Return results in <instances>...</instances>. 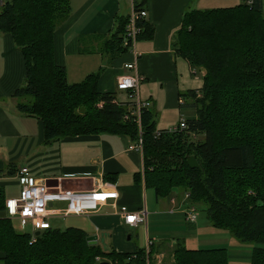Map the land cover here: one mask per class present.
<instances>
[{"label":"trees","instance_id":"obj_1","mask_svg":"<svg viewBox=\"0 0 264 264\" xmlns=\"http://www.w3.org/2000/svg\"><path fill=\"white\" fill-rule=\"evenodd\" d=\"M0 1V31L10 34L25 68L22 84L12 93L14 107L41 123L43 144L96 133L124 135L130 143L139 138L142 182L154 196L182 192L211 227L252 248L250 264H264L261 0L186 9L171 47L202 72L198 94H188L195 118L185 122L183 132L157 135L150 108L140 109L136 123L132 115L125 116L134 109L128 94L120 101L114 92L95 90L100 70L68 83L63 68L54 64L51 36L68 15V0ZM140 5L133 8L140 10ZM126 19L114 17L113 31L103 41L102 49L110 57L126 50L122 45ZM135 22L139 35L150 32L145 21ZM187 156L193 157L196 168L186 167ZM10 222L0 219V264H94L97 258L109 264H144L139 251L100 252L76 228L16 232ZM179 244L172 248L171 264H227L221 248L189 251Z\"/></svg>","mask_w":264,"mask_h":264},{"label":"crops","instance_id":"obj_2","mask_svg":"<svg viewBox=\"0 0 264 264\" xmlns=\"http://www.w3.org/2000/svg\"><path fill=\"white\" fill-rule=\"evenodd\" d=\"M240 1L68 0V15L51 36L54 64L63 68L64 79L68 83L79 82L84 76L100 70L95 90L100 93L114 92L116 99L121 101L125 100V94L113 87L120 75L131 73L123 67L124 63L134 62L139 76L138 98L148 102L147 108L154 116L153 128L165 131L175 126L180 118L185 121L195 118L188 94H198L202 85L201 70L192 69L171 47L173 33L180 28L184 12L186 9L230 7ZM137 3H141L138 8L144 10L142 20L147 28L150 27V32L136 37L133 44L136 55L126 49L110 57L102 47L103 41L113 31L114 17L127 18ZM23 64L22 55L10 34L0 31L1 202L19 195L15 174L24 168L30 178L44 180L53 190L115 192L117 199L114 203L108 200L88 214L58 216L66 207L65 202H61L63 206L56 207L54 204L59 202H51L46 208L52 212L46 221L48 228H57L50 226V222L76 218L78 222L73 227L84 232L85 237H92L100 252L133 254L139 251L144 253V264H171L175 244L180 243L189 251L216 248H209L208 245L198 248L195 241H190L188 237L179 239L178 235L169 231L177 228L179 221L189 230L194 228L195 219L193 222L183 220L182 206L188 203L186 195L176 191L169 192L167 197H155L153 189L142 182V157L139 152L130 149L134 143H130L126 136L96 133L43 144L41 123L21 114L14 107L12 93L23 82ZM195 69L197 75L193 72ZM146 189L151 190L150 198L145 196ZM119 206L130 213L144 210V223L124 225L117 212ZM2 210L0 208V219H8ZM199 213L204 215L201 211ZM158 227L168 230L166 236L169 234L172 237H161L156 232ZM210 228L213 231L207 232V236L224 237L230 250L245 253L227 256L226 251V259L249 261L251 247L238 244L223 230Z\"/></svg>","mask_w":264,"mask_h":264},{"label":"built area","instance_id":"obj_3","mask_svg":"<svg viewBox=\"0 0 264 264\" xmlns=\"http://www.w3.org/2000/svg\"><path fill=\"white\" fill-rule=\"evenodd\" d=\"M250 0L245 3L249 4ZM145 16L144 10H134L127 16L126 23L124 25V33L122 34V45L125 49L132 51L133 55H136L133 49V44L140 32V27L136 25L135 19H143ZM123 67L130 70L131 73L122 74L115 82L114 90L128 94L132 103L134 104L133 111L125 114V116H133L138 123V113L141 108L148 106V102L140 101L138 98V83L139 76L135 71L134 62H125ZM126 118V117H124ZM185 120L180 118L175 126L163 131L164 133H179L186 130ZM159 131L156 132V135ZM134 145L130 149L141 151V143L139 138L133 142ZM17 186H19V195L14 199L3 200V212L9 220L17 222L20 228L27 227L30 229V233L39 232L48 229L46 223L48 217L52 215L51 211L46 208L51 202H65L66 207L57 214L58 216H67L69 214L83 215L89 212L95 211L99 206L104 205L108 200L113 203L117 199L114 191H81L71 192L68 190H53L47 186L44 180L30 178L24 168H20L16 172ZM186 197V196H185ZM117 212L121 216L122 223L128 226H136L144 223L146 213L144 210L138 212H128L123 206L117 207ZM183 220L186 222H193L197 212L195 209L188 205L183 207Z\"/></svg>","mask_w":264,"mask_h":264},{"label":"rangeland","instance_id":"obj_4","mask_svg":"<svg viewBox=\"0 0 264 264\" xmlns=\"http://www.w3.org/2000/svg\"><path fill=\"white\" fill-rule=\"evenodd\" d=\"M262 5L264 7V0H262ZM263 16H264V11H263ZM193 72L194 73L197 72V69H195V71H193ZM195 74L197 75V73H195ZM144 192H145V196L148 198H150L149 196L152 195L151 190H149V189H146V191H144ZM181 205H182V203H181ZM54 206L55 207L56 206H63V204L62 203H56V204H54ZM183 207H184V205L182 206V208ZM192 207L197 212V215L195 216V221H194L195 222L194 228L192 230H189L185 227L183 222L179 221L177 228L176 227L172 228L171 230H169L170 232H173V233H175V235H178L177 238L188 237L190 241H193V242L195 241V246L199 245L198 248H205V246L208 245L209 248L216 247V248L225 249V254L227 251V256L237 255V254H243V255L245 254L244 252H236V251L230 250L228 248L229 245L226 243V240L224 237H221V236L212 237L209 235L207 236L206 233L212 232L213 230L210 228L207 221H205L204 215L202 213H199V209L195 205ZM77 220L78 219H76V218L69 217V218L64 219V220H60V221H56V222H50L49 224H50V226L57 227L55 229L76 228V227H73V224H76L78 222ZM10 226L16 232H24V231L28 232L29 231V229H27V227L20 228L18 226L17 222L14 220H11ZM158 228L159 229L156 232L161 237H163V238L172 237V236H169V234H168V236H166V233L168 230H162L160 227H158ZM225 236L227 237L228 235H225ZM179 239H182V238H179ZM225 261H227V264H250V260L249 261L246 260V261L236 262L237 260L236 261H230V260L226 259ZM98 262H101V263L105 262V263L109 264L107 259H104V258H102V259L97 258L96 260H94V264H97Z\"/></svg>","mask_w":264,"mask_h":264},{"label":"water","instance_id":"obj_5","mask_svg":"<svg viewBox=\"0 0 264 264\" xmlns=\"http://www.w3.org/2000/svg\"><path fill=\"white\" fill-rule=\"evenodd\" d=\"M185 165H186L187 168H196L195 160L191 156H187L185 158ZM84 240H86V243L88 245H94L95 244V240H93L92 237H85ZM97 264H107V263H105V262H102V263L101 262H98Z\"/></svg>","mask_w":264,"mask_h":264}]
</instances>
